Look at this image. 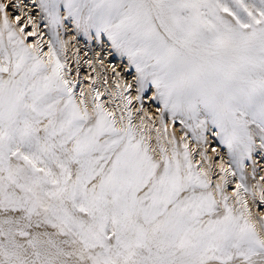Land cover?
I'll return each instance as SVG.
<instances>
[{"label": "snow or ice", "instance_id": "obj_1", "mask_svg": "<svg viewBox=\"0 0 264 264\" xmlns=\"http://www.w3.org/2000/svg\"><path fill=\"white\" fill-rule=\"evenodd\" d=\"M262 172L264 0H0V264H264Z\"/></svg>", "mask_w": 264, "mask_h": 264}, {"label": "rangeland", "instance_id": "obj_2", "mask_svg": "<svg viewBox=\"0 0 264 264\" xmlns=\"http://www.w3.org/2000/svg\"><path fill=\"white\" fill-rule=\"evenodd\" d=\"M45 38H47V37H45ZM31 39V38H30ZM90 69L89 68H87V66H82V68H81V79L84 77V76H87L89 73H90ZM94 75V74H93ZM84 83H85V85H87L88 84V81H84ZM102 90V89H101ZM102 99H105L104 97H102ZM177 127H179V125L177 126ZM264 175V174H263ZM253 211L255 212V211H258V209H253Z\"/></svg>", "mask_w": 264, "mask_h": 264}, {"label": "bare ground", "instance_id": "obj_3", "mask_svg": "<svg viewBox=\"0 0 264 264\" xmlns=\"http://www.w3.org/2000/svg\"><path fill=\"white\" fill-rule=\"evenodd\" d=\"M260 174H262V175H263V174H264V172H262V173H260Z\"/></svg>", "mask_w": 264, "mask_h": 264}]
</instances>
